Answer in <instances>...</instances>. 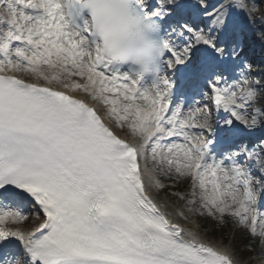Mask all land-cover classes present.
Segmentation results:
<instances>
[{"label": "snow or ice", "instance_id": "snow-or-ice-1", "mask_svg": "<svg viewBox=\"0 0 264 264\" xmlns=\"http://www.w3.org/2000/svg\"><path fill=\"white\" fill-rule=\"evenodd\" d=\"M262 5L0 0V264H264Z\"/></svg>", "mask_w": 264, "mask_h": 264}, {"label": "rangeland", "instance_id": "rangeland-1", "mask_svg": "<svg viewBox=\"0 0 264 264\" xmlns=\"http://www.w3.org/2000/svg\"><path fill=\"white\" fill-rule=\"evenodd\" d=\"M212 1H214V3L217 2V0H210V2H212ZM263 8H264V5H262V7H261V12L264 10ZM170 203L174 204V206H175L177 209H181V210L183 209V204H182L181 202H178V201H175L174 199H172V200L170 201ZM206 223H208V224H213L214 221L206 220ZM209 227H211V226H209ZM242 232H243V230H240V233H242ZM240 233H239V234H240Z\"/></svg>", "mask_w": 264, "mask_h": 264}]
</instances>
